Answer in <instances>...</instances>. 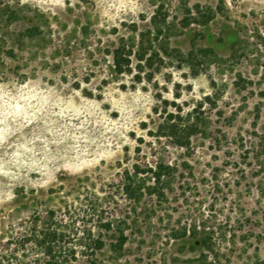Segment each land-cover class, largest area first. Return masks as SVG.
Masks as SVG:
<instances>
[{"label":"rangeland","instance_id":"374dc122","mask_svg":"<svg viewBox=\"0 0 264 264\" xmlns=\"http://www.w3.org/2000/svg\"><path fill=\"white\" fill-rule=\"evenodd\" d=\"M170 112L197 124L188 147L156 135ZM79 194L113 218L97 264H264V0H0V264H45L23 236Z\"/></svg>","mask_w":264,"mask_h":264},{"label":"trees","instance_id":"16d2710c","mask_svg":"<svg viewBox=\"0 0 264 264\" xmlns=\"http://www.w3.org/2000/svg\"><path fill=\"white\" fill-rule=\"evenodd\" d=\"M156 31L152 29L139 31L138 42L132 36H123L120 43L113 50V65L117 72L128 71L131 68L133 57L142 61L153 45V39L162 31L160 25L152 18ZM138 28H135V32ZM199 129L195 122L189 123L183 115L170 112L158 128V137H166L179 146L188 147L191 138ZM141 169L136 165L131 175L126 170L123 190L135 200L142 193L141 183L133 180L138 178ZM148 172L154 179L152 192L161 196L165 190L162 165L150 167ZM105 200L99 196L77 195L73 199L65 200V211L49 209L46 217H37L33 220L30 231L23 236V241L31 242L43 253L45 264H77L81 258H86L90 264H97V253L106 247L105 234L113 230L114 222L109 211L106 210ZM68 214L71 221L66 223L59 214ZM78 216L82 217V225L78 224ZM128 236L123 229H119V236L110 243L111 250L120 254L124 249Z\"/></svg>","mask_w":264,"mask_h":264}]
</instances>
